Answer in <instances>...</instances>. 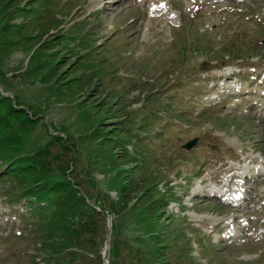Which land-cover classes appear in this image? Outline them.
Instances as JSON below:
<instances>
[{
	"label": "rangeland",
	"instance_id": "rangeland-1",
	"mask_svg": "<svg viewBox=\"0 0 264 264\" xmlns=\"http://www.w3.org/2000/svg\"><path fill=\"white\" fill-rule=\"evenodd\" d=\"M0 96V264H264V0H0Z\"/></svg>",
	"mask_w": 264,
	"mask_h": 264
},
{
	"label": "trees",
	"instance_id": "trees-1",
	"mask_svg": "<svg viewBox=\"0 0 264 264\" xmlns=\"http://www.w3.org/2000/svg\"><path fill=\"white\" fill-rule=\"evenodd\" d=\"M4 96H0V102H1V99L3 98ZM5 109H6V112L5 113H1L0 112V152H1V149H6L8 146L9 147H13V142L14 140L16 139V135L15 133H11L13 132L12 130V121H11V117L17 119L18 118V111H20L22 108L20 107H17L16 105L14 104H9V105H5L4 106ZM5 158H9V156H6L4 158H2V160L4 161ZM12 162H10V160L8 159V162L6 163V169L8 171V174L12 175V174H15V176H21L22 178H27L26 181L28 184V188L27 190L30 191V188H32V186L34 185H37V187H42L41 186V182H38V179H37V176L36 175H33V173H29V172H25L23 174H20V173H17L15 172V167L13 168L12 167V164H10ZM15 164V163H13ZM20 163L17 164V167H19ZM16 167V168H17ZM13 168V169H11ZM34 179V182L32 184H29L28 183V179ZM39 188V189H40ZM34 192H37L39 195L41 194L39 192V190L37 191H34Z\"/></svg>",
	"mask_w": 264,
	"mask_h": 264
},
{
	"label": "bare ground",
	"instance_id": "bare-ground-1",
	"mask_svg": "<svg viewBox=\"0 0 264 264\" xmlns=\"http://www.w3.org/2000/svg\"><path fill=\"white\" fill-rule=\"evenodd\" d=\"M152 4H154V2L152 1ZM160 5H161V3H159ZM159 4L158 5H155V10L154 11H156L157 9H159ZM162 4H164V3H162ZM163 6V5H162ZM166 6V5H165ZM101 7V6H100ZM99 7V8H100ZM98 9V8H97ZM247 87V85H241L240 84V86H239V88H238V94L240 95V96H244V98H249V96L248 95H246L249 91H250V89H247L246 88ZM246 93V94H245ZM252 103H250V102H247V104L249 103V106L251 107V108H253L255 105H254V102L253 101H251ZM257 104V103H256ZM260 104H258V106H259ZM233 168L232 167H230V168H228V172H232L233 170H232ZM238 174H240V173H238ZM234 175H236L235 173H233V174H231V176H230V178H228V180H227V182L220 188V189H218V190H214V188L213 189H211V190H208V192H207V195L208 196H216V197H218L219 195L220 196H223L224 197V199L225 200H228L229 202H230V204L231 203H233V201L234 200H238V202L237 203H233L232 205H235V206H242L241 204V202H239V199H241V196H242V194L245 192L246 193V191H247V189H248V187H246V189H243V187H242V184H241V181H239L238 179H235V177H234ZM248 174L247 173H244L243 174V178L244 179H246V178H248ZM245 183V181H243V184ZM249 190V189H248ZM219 198V197H218ZM252 197L250 196V197H246V199L248 200V199H251ZM255 198V197H254ZM221 199V198H220ZM232 201V202H231ZM229 223V222H228ZM231 224V223H230ZM234 230H236V229H234L233 228V230H231V233L229 234V236L227 235L226 236V238H231V237H238L239 235H240V233L238 234V232H236V231H234ZM262 231V230H261ZM261 231L259 232V234L261 233Z\"/></svg>",
	"mask_w": 264,
	"mask_h": 264
},
{
	"label": "water",
	"instance_id": "water-1",
	"mask_svg": "<svg viewBox=\"0 0 264 264\" xmlns=\"http://www.w3.org/2000/svg\"><path fill=\"white\" fill-rule=\"evenodd\" d=\"M6 94V93H4ZM196 142V137L188 140L185 144H184V147H186L187 149H189L193 144H195Z\"/></svg>",
	"mask_w": 264,
	"mask_h": 264
}]
</instances>
